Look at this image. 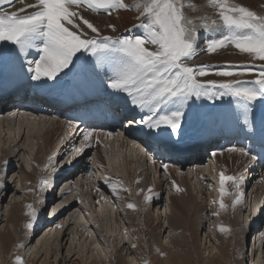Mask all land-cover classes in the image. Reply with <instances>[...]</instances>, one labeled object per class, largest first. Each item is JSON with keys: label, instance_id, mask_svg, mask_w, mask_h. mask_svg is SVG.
Listing matches in <instances>:
<instances>
[{"label": "rangeland", "instance_id": "obj_1", "mask_svg": "<svg viewBox=\"0 0 264 264\" xmlns=\"http://www.w3.org/2000/svg\"><path fill=\"white\" fill-rule=\"evenodd\" d=\"M126 2H131V0H126ZM192 2L197 6V8L200 9V11L193 12L191 10L186 9L188 15L198 16V15H203L205 13L208 14L212 13V9L203 7L205 5L206 0H192ZM237 2L241 3L246 7H249L254 11L264 12V9H261L260 7L262 4H264V0H237ZM16 3H18V1L14 2V6L16 5ZM12 6L13 5H9V4L4 6L0 5V8L12 9L13 8ZM16 8H20V7L19 6L17 7L16 5ZM81 12L85 18L89 19L92 23H94L95 26H97L100 29L103 35L128 36V35L137 34L139 32V29L134 27V25L138 24V21L135 19L137 13L133 11L121 10L118 12H113L111 15H108L106 13H93L91 11H85V10H81ZM109 25H114L116 31L113 32L112 29L108 27ZM87 31L90 32V30ZM211 35H212L211 33H206L203 30L200 31L199 33L200 48L204 47L205 37ZM3 47H7L9 49L7 51H3L1 50V48ZM12 47L13 46L11 45L5 43L2 44V42H0V54L3 53V55L4 54L6 55V56L4 55L5 57H11L12 53L14 52L12 51ZM236 50L237 49L229 46L222 50L220 49L214 53H208L206 50L205 52L198 51V55H196L192 60L187 61V63L194 62L195 65L192 66H201V65L204 66V62L206 61L210 62V59L212 58L213 55L217 56L214 66L210 68L211 71L209 72V74L206 75L205 77H200V78L198 77V80L200 81L214 80V81L222 82L224 80L237 79V78L243 80L255 79L259 73L261 64H264V61L254 60L251 55L247 53H240L238 50L237 51ZM77 55L80 57V59L76 61V63L73 66H71L70 70H65V73H62L60 75L59 79H62L63 77L64 78L63 80L61 81L58 80L57 84L55 85H51L50 83L47 86L43 85L38 88H40L41 90L43 89L46 94L47 92L51 91V89L54 88L60 89L62 82H64L63 85L71 80L74 83V79L76 76L82 77L86 83L90 84L89 79L94 78L97 74L105 78V85H106V81L109 76V73H111L107 68V66L97 65L95 58H93L90 54L78 53ZM38 58L39 56L36 50H34L33 56L31 55L28 56V54H26L24 57V61L27 63H25L23 68L27 69L28 62ZM199 61L201 62L203 61V63L199 64ZM196 62H198V64ZM245 68H250L252 71L250 72L245 71L242 76L237 75L233 77H223L215 74L217 71L220 70H233V71L235 70L237 73H239ZM84 77H87V79H85ZM1 79L2 78H0V80ZM29 87H32L31 82H29L28 85L25 86L27 92L29 91L28 89ZM104 90L108 91L109 89H107V87L105 86ZM40 93L44 94L43 91H40ZM103 93L105 94V91H103ZM12 94H13L12 92L9 93V95ZM108 95L109 93L107 95L106 94L104 95L106 99L107 97L109 98H111V96L112 98L114 97V95L111 96ZM208 100L209 99L204 97H201L200 99L192 97L188 100L187 104L184 106V109L187 111V114L186 116H183L181 120V124L184 125L178 129V134L177 135L175 134L176 138L173 139V141L176 144H181L182 141L185 142L190 141L192 143L191 140H193L195 144L196 143L195 140L197 141L201 137L191 139V137H189L187 133L189 134L199 133V129L203 127L212 130H216V128H218V130H222L221 131L222 134L226 129L225 128L226 124L227 126L234 124L232 113L242 114V111H240L241 109L239 110L238 107H235L237 106L236 102L233 101L231 97L226 96L219 100L216 99H212L209 101ZM254 104L256 105H252L253 107L252 115L253 116L256 115L257 117L261 116L264 119V111L262 112L260 110V112H258V109L260 108L264 110V102L258 100L254 102ZM9 109L11 108H6V111H4V113L2 114V118H5L6 114L10 113L7 112V110ZM16 109H14V111L12 110L13 113L15 112L14 117L17 114L18 115L29 114L28 111H17ZM55 116L56 114H53L52 117L50 116L47 118H50L51 121H53L52 119L56 120L55 118H53ZM187 116L189 117L191 116L190 119L189 117L187 118ZM138 117H142V115L136 114L135 117H133L132 114H129L127 115V121L129 119L140 120L141 118ZM27 118H30V116L27 115ZM14 120H15V124L17 125L19 118ZM14 120L12 121V123H14ZM43 120L44 119H42V121ZM31 122L35 123L37 121L34 120ZM53 124L54 123L46 124L43 133H46L47 131L51 130L54 127ZM58 124L62 129L61 131L62 136L58 139V141L56 140V143L58 142L61 143V141H64L65 143V140L68 139V137L70 136V131H69L70 127L68 124H65L63 122L61 123L58 122ZM129 126L132 128V130H135L137 128L140 129V127H138V124H132ZM248 127L250 128L251 126H247V128ZM237 128L238 129L236 130L240 132L241 131L239 129L240 127ZM260 128L262 127L259 126L258 129ZM83 133L84 132H82L81 134L79 133L80 137L79 139H77V141L75 140L76 142L74 144L69 145L71 143L69 141V144L65 145L61 151H59L61 145L54 147L52 151L53 154L50 155L51 159H49L50 157L46 158V162L42 165L41 164L38 165L37 167H35V165H37L36 157L38 156L41 158L42 155L39 145H36V142L33 141L31 143V147H29V149H26V152L28 157H31V155L36 156L34 159L35 162L29 165L30 160L28 159L27 168L32 173H34L33 175H35L36 178L32 180L26 179L22 183L21 181H19V178L21 176L20 164L24 163L23 154L20 152V154L17 155L21 147L18 146L16 150L9 151L10 153L8 154V158L4 157V160H2L0 157V235H2L5 228H7L8 230L11 231V235L14 239V242L10 244L9 251L2 249L3 245H2V241L0 240V264H12V263L14 264V261L12 260H14L16 256L22 258L23 264H77V261L75 260L77 258L76 255L74 259H71L72 255L75 254L76 251L78 252L77 249L79 248L84 249V247L86 246V247H90L88 249L89 252L93 251L94 254L96 252L99 253L101 251L99 246L94 245L93 247L92 243L95 242L94 233H96L97 230H99V225H100L99 221L96 218L95 213L93 212L94 210L93 208H96L97 210L100 203H101L100 205L103 204L102 206L106 207L105 209L106 210L105 217L107 220L106 228L110 227L109 229H111V231L115 232L116 234L119 233L117 235V238L120 241H122V243L123 242L127 243L125 246V250L121 253L122 255L121 257H124V260L126 262L132 264L134 263L141 264V262L138 263L139 260L138 257L140 258L141 255L140 252L130 255L127 254L125 256L127 247L131 248L132 245H137L135 247L136 249L138 247H142V243H146L148 241L147 246H149L150 249L156 248L158 250L159 246H155V245L150 246V244H152L150 242H153L154 239L151 241V239L149 238V236H147V234L143 235L139 233L138 236V235H133L132 232L128 231L130 228L129 225H127L126 222L123 221L122 213L128 203H133L134 205H136L135 209H130L131 211H128V213L132 214V216L134 217L132 218L135 220L136 223L135 228H137L139 232L140 229H144L145 227L149 226V219H151V222H153V220H155V217L157 216L158 213L163 215V213H165L164 211H169V208L172 207V205H170V201L168 197L169 195L175 194V189L173 188L172 183H169L170 179L167 178L168 176L166 175L167 174L166 170L162 167V165H168V167H171L174 161H172L167 154L165 155L164 153H161V150L163 149L160 148L157 150L156 149L152 150L155 144V142H153L152 140H151L152 142L149 143L147 142L142 143V147L139 148L143 154V157H145L146 159L145 168L146 170H149L152 173V175L149 176L148 178L145 177L144 182L140 181L138 177L135 178L133 177L132 183L136 184L139 183L140 181V183L141 182L144 184L148 183L150 185L148 188H146V190H144L142 196H140V203L137 205L134 198V194L130 192V188H131L130 185L132 183L131 181L128 180L127 173L130 174L133 173L134 176H136L134 171L138 172L137 166H134L133 170H131L128 164L130 161H132L133 164L136 161H138V159L135 158L136 155L135 150L137 144L143 141V138L142 139L140 137L136 138L126 133H124L123 135L120 134L121 130H115L114 134L119 133L120 137H124L127 143L130 142V146L128 145V147L124 148V150L121 151V149H119L118 147L122 145L121 138H118V140H115L116 138L112 140V138L103 139L98 137L95 140H93L92 148L88 146L84 148L83 151L76 153L75 149L81 147L80 142L83 139L82 136ZM0 135H1L0 141H2L3 134H1V131H0ZM165 135L167 139H170V130L165 131ZM39 141L40 138L38 139L37 142ZM209 146L212 147L211 145ZM209 146H205L204 149L208 148ZM232 146H234V144ZM31 148L33 150H31ZM129 149L131 150L130 152ZM210 149L208 151H210ZM95 150H98L103 161L108 163L105 171L97 161ZM208 151L205 150L204 152H201L203 158L201 157L202 160H200V163L202 164V167H204V169H206V166L209 165L208 153H207ZM147 154H150V156H147ZM77 156H80V159L76 160ZM50 160H52L53 162L50 163L51 162ZM125 162L127 163V166L125 165ZM215 165H216L215 163L214 164L212 163L210 168L213 170ZM175 167L176 166H174V168ZM189 168L190 167L188 164V168H184V171H187ZM207 168L209 169V166ZM155 169H157L158 171L157 174H155L154 171ZM202 173H204L203 170ZM263 173L264 171L260 173V176H256L254 174V171L251 172V170H247L245 172V175H243L245 177L244 178L245 182L242 187L244 190V194L242 195V197L244 198L243 206L238 207L239 205L236 204L235 207H232L231 206L232 202H231L230 204H228V207L223 210L220 209L219 207L218 201L221 199L220 193L218 191L219 183L214 175H213L214 177L211 179L209 176H206V178H209L210 180L209 181L200 180L198 185L196 184V181L192 182V183L195 182L192 188L194 189L193 191H195L194 195L197 197V200L199 201V203H197L199 205L198 208L199 213L196 212L197 214L196 213L191 214V217L188 218V225L190 226L191 229L188 235H189V240L197 244L196 250H194V248L193 250H189L183 246H179L183 239V236L181 235L180 231H177L176 226L178 222H175L174 220H179V223L182 224L183 217L180 213L179 215H177V211L174 210L175 208H170L171 211L170 213L172 214L175 213L177 215V217L170 218V223H169L170 228L167 229L165 228V224L167 226L166 223L167 220H164L162 217V219L160 220V229L157 230L156 236L158 237L161 234L159 237L161 241H165V240L167 241L170 239V247H171L170 250L179 247L177 250V254L183 256L184 259H188L190 262L187 264H195L194 262L195 259H193L194 260L193 261L191 258L192 256H196V254H198V259L202 258L205 263H208L212 258V256L215 260H217L223 258L224 255L227 258L226 261L224 262L226 264H264V195L261 196V193L259 192L258 194H253L251 195L252 197L251 196L249 197L250 191L253 190L255 184L261 180L260 177L261 175H263ZM249 174H251V176ZM130 177H132V175H130ZM247 177L249 178L248 181H247ZM42 179H46L48 181L46 188L42 187L40 184V181ZM157 179L159 180L160 183L162 182L163 185H161L162 190L160 191L158 196H154L153 199L157 197L159 199V202L158 203L152 202L150 204V208L146 209L145 205H147L148 201L147 202L145 201V196H149L151 195V193H153L155 182ZM165 181L168 182L166 183ZM99 184L101 185L100 187ZM110 185H116L118 197L117 195H113V191ZM134 187L135 185L133 186V188ZM66 188H68L70 192L65 193L61 197V195L63 194L62 191ZM122 189H127V191H123ZM198 191H201V193ZM139 192L140 191L135 192L136 197L138 196ZM232 192L235 197V192L233 189ZM96 193H99L101 197L96 195ZM72 199H75L76 202H73ZM22 200H25L24 202H26L27 204L29 203L22 214L23 215L22 217H24V221H20L18 225H16L11 221L7 222L9 217L6 216L7 215L6 212L9 211V209L13 206V204L18 203ZM69 203L70 205H68ZM41 204H44V207L40 206ZM29 205H31V209L28 207ZM59 208L61 209L64 208L62 214H60L58 219L56 218V220H54L53 223H50L51 219H53L51 217V213L57 212ZM32 210H35L36 213L35 219H33L29 215V213ZM214 212H218L219 214L213 215ZM137 213L138 215H136ZM74 219H77L78 221L77 220L74 221ZM29 222H31V227L26 226L29 224ZM234 222H236L237 224L236 223L234 224ZM239 223L240 226H238ZM252 223H254V225H252ZM48 226H50L52 230L50 228H47ZM80 227H82V229H79ZM126 227H128V229ZM221 227L229 229V231L222 232L219 230ZM251 227L255 229L250 231L249 229ZM119 229L120 232L118 231ZM164 230L165 232L163 234ZM63 232H65L66 237L62 241L61 240L59 241L58 239L59 235L57 234L61 233L62 235ZM76 232L77 234H79V236L83 235V237L87 238V240L84 241V238L79 240L75 239ZM169 233H170V238L168 237ZM45 236L48 238V241L47 238L46 240H43L46 243L39 251L37 250L39 249V247L37 246L36 243L39 239L41 240L44 239ZM139 239L141 241H139ZM20 241H23L22 245H24V247H17V245L21 244ZM71 246L73 248L74 246H76V248H74L73 250ZM238 246L242 247V255L245 256L246 258H243L241 255H239V259H238V253H237ZM71 249L73 250V252ZM192 251H194V253ZM252 251L253 252L256 251L255 252L256 258L254 257L253 261L250 260L251 257L250 255ZM42 252L44 253L43 255H41ZM146 252L148 253V256H146L145 258L149 260L150 252L149 250ZM259 256L260 259L258 258ZM107 258L108 261L103 260V264H108L110 262H111L110 264H115L116 260L111 259V257L109 256H107ZM149 262L150 260L148 261V263Z\"/></svg>", "mask_w": 264, "mask_h": 264}, {"label": "snow or ice", "instance_id": "obj_2", "mask_svg": "<svg viewBox=\"0 0 264 264\" xmlns=\"http://www.w3.org/2000/svg\"><path fill=\"white\" fill-rule=\"evenodd\" d=\"M19 3L23 6L15 8L14 0H0V5H13L12 9L0 8V42L13 46L12 51L18 50L21 55L36 49L39 58L28 62L27 67L31 80H56L80 59L78 53L90 54L97 65H106L111 72L107 89L125 94L126 103L145 112L140 120L129 119L128 125L141 124L149 130L163 126L175 135L190 98L219 100L227 96L241 109L244 125L251 126L252 105L258 100L264 102V64L255 79L218 82L198 80L197 77H205L211 69L187 63L198 55V49L214 53L229 46L251 55L254 60L264 61V12L254 11L237 0H206L203 7L212 9V13L198 16L186 12V9L200 11L192 0H19ZM260 7L264 9V4ZM81 10L108 15L121 10L133 11L138 21L134 27L139 32L128 36L103 35ZM108 27L116 31L114 25ZM201 30L212 34L205 37L203 49L199 42ZM245 71L252 70L245 68L239 73L220 70L215 74L233 77L242 76ZM68 123L71 129L76 127L73 121ZM94 134V130L85 131L81 147L75 152L88 147ZM106 135L111 137L113 133ZM228 151L249 157V164L258 159L244 148L234 146ZM162 167L167 170L168 165ZM228 182L235 192L231 206L242 200L243 175H225L222 171L218 188L222 210L228 207L223 201L225 195H230L225 187ZM40 184L46 188L48 181L42 179ZM110 187L118 197L116 185ZM150 200L151 197L145 196L146 202ZM28 207L31 209V205ZM126 207L135 209L136 205L128 203ZM29 215L35 219V210ZM26 226L31 227V222ZM219 230L229 231L224 227ZM14 264H23L22 258L16 256Z\"/></svg>", "mask_w": 264, "mask_h": 264}, {"label": "bare ground", "instance_id": "obj_3", "mask_svg": "<svg viewBox=\"0 0 264 264\" xmlns=\"http://www.w3.org/2000/svg\"><path fill=\"white\" fill-rule=\"evenodd\" d=\"M15 1H18V3H16L17 7L23 6L19 3V0H14V2ZM29 2H33V0H29ZM5 5H8V4H5ZM16 5H15V8H16ZM29 11H31V10H29ZM203 48L204 47H201L200 49H203ZM8 49L9 48H7V47L1 48V50H3V51H7ZM34 50H36V49H30L28 52V56L29 55L33 56ZM198 51H200V50L198 49ZM4 55H3V53L0 54V78H2L0 80V131H1V134H3L2 135V141H0V145H1L0 146V157L2 160H4V157L8 158V154L10 153L9 151L16 150L18 148V146L21 147L20 151L17 153V155H18L21 152L23 154V160H24V163L20 164L21 176L19 178V181H21V183L23 181H25L26 179L32 180V179L36 178V176L33 175L34 173H32L27 168L28 167V164H27L28 159L30 160L29 165H31L32 163L35 162L34 159L36 156L31 155V157H28L27 152H26V149H29V147H31V143L33 141L36 142V145H39L41 155H42L41 158L38 156L36 157L37 165H35V167H37L40 164L41 165L44 164L46 162V158L50 157V155L53 154L52 151H53L54 147L61 145V148L59 149V151H61L65 145L69 144V141L71 142L69 145L74 144L77 141V139H79L80 134L82 132L86 131V130L82 129V127H80V128L75 127L74 129L70 128V130H69L70 136L68 137V139L65 140V143H64V141H61V143H59V142L56 143V140L58 141V139L62 136V134H61L62 129L60 128V125L58 124V122L59 123L63 122L65 124L69 125L68 122L70 120H68V121L62 120L63 115L60 113H56V116L53 117L56 120L52 119L53 121H51V119L47 118V117H50V116L52 117L54 114V111L46 112V113L42 114V113H37V112H33V111H28V109L26 107H25V109H27V110H21V109L18 110V108L16 109V106H18V104L21 105L24 103V100H26V96H28V94H30V92L32 93L31 97H33V98L35 97V95H41L43 97L47 96L48 98L52 99V98H54V96L60 94V95H63L65 98H67V100H69V101H73L72 97H74L73 96L74 94L76 95V94L81 93L83 95L85 94L86 96H88L89 94L94 92L97 96L104 97L105 94L107 95L109 93L108 96L114 95L113 98L111 96L112 99L107 97L109 104L112 105L115 109H117V111H119V108H122L123 116L125 117L126 120H127V115H129V114H132L133 117H135L136 114L142 115V116L145 115V112H141L139 109H134L130 105V103H126L125 94H115L110 89L108 91L104 90L105 86H106L105 85V78H103L99 74H97L94 78L89 79L90 84H92V85H90L89 83H86L82 77L76 76L74 79L75 84L72 82V80L68 81L64 85H63L64 82H62L60 89L54 88L45 94V91L43 89L41 90L38 87L43 86V85L47 86L50 83H51V85H55V84H57L58 80L61 81L64 78L63 77H62V79L58 78V79L53 80V81H48L45 79H42L41 81H33L30 78L31 74L27 71V69L23 68L25 63H27L24 61L25 55L19 54L18 50L14 51L12 53L11 57H5L6 55L5 56ZM8 58H10V59H8ZM216 58H217V56L213 55L212 58L210 59V62H208V61L204 62V66L206 65L210 69L212 66H214ZM86 59H88V58H86ZM196 63L198 64V62H196ZM201 63H203V61L202 62L199 61V64H201ZM188 64L190 66L195 65L194 62L188 63ZM70 68H71V66H70ZM110 75H111V73H109V76ZM84 76H85V74H84ZM84 78L87 79V77H84ZM197 79H198V77H197ZM29 82H31L32 87L28 88L29 89V91H28L29 93H28L25 86L28 85ZM11 88L16 89L18 91H12ZM8 89L11 90V92L13 93L12 95H15L16 97H19V98L21 97L22 99L20 101H17V102L14 101L12 104H10L11 103L10 98H12V95L8 94ZM40 91H43L44 94H41ZM103 91H105V94L103 93ZM70 96H72V97H70ZM253 105H256V104H253ZM191 107H193V106H191ZM235 107H237V106H235ZM6 108H11V109L7 110V112H10V113H7L8 115L6 114L5 118H2V114L4 113V111H6ZM14 109H16L17 111H28L29 114H27V115L30 116V118H27V115H20V114L19 115L17 114L14 117L15 112L14 113L12 112V110L14 111ZM69 109H70V104H68V103L67 104H61V105H59L57 112H59L60 110H62V112H65L67 110L69 111ZM239 110H237V111H239ZM260 110L262 112L264 111V110H262V108H260V109H258V112H260ZM191 112H192V109H191ZM184 113H185L184 116H186L187 111L185 109H184ZM258 114H260V113H258ZM188 117L189 116H187V118ZM190 117H189V119H190ZM232 117H233V123L234 124H231L230 126H227V124H226L225 125L226 129L224 130V132L222 134H221L222 130H218V128H216V130H212V129H208L206 127L200 128L199 133H194V134L187 133L189 135V137H191V139L201 137L197 141L195 140V142H196L195 144H194L193 140H191L192 143L190 141L189 142L182 141V143L179 145L174 144L173 139L176 138L175 136L177 134L176 135L171 134V130L166 128V127H163V126L160 129H152L151 131H149L145 125L138 124V127H140L141 130L138 128L135 130H132V129L127 127V129L123 128V130L120 133L123 135H124V133H126V134L132 135L133 137H136V138H139V137L141 139L143 138V141H141L139 144H137V147L135 150V152H136L135 158H137L138 161H136L134 164L132 163V161H130L128 164V166L131 168V170H133L134 166L138 167V172L134 171L136 176H134L133 173L132 174L127 173L128 174L127 175L128 180L131 181V183H132L133 177L134 178L138 177L140 179V181L144 182L145 177L148 178L149 176L152 175V173L149 170H146V168H145L146 159H145V157H143V154L139 148V147H142L143 142L149 143V142L153 141L156 143V145L154 144V148H152V150H154V149L157 150V149L161 148L165 152H168V151H170V153L173 152L174 155H176L178 153L177 151L179 150V148L182 149L183 147L184 148L186 147L185 149H188V147L191 145L193 146V148L194 147L197 148L196 154H198V155L195 154L196 156H192L188 159H186V157H179V159L175 158L176 161H175V164L173 163V165H172L173 167L172 166L168 167L166 170V173H167L166 175L168 176L167 178L170 179L169 183H172V186H173V184H175V186H176V187H173L175 189V194L169 195V197H168V199L170 201V205H172V207H170V208H175L174 210L177 211V215H179V213H180L183 217L182 224L179 223V220H174L175 222H178V224L176 226L177 231H180L181 235L183 236V239H182L179 246H183L189 250H193V248H194V250H196L197 244H195L191 240H189L188 234L190 233L191 229H190V226L188 225V218L191 217V214H195L196 212L199 213L198 212L199 205L197 204V203H199V201L197 200V197L194 195L195 191H193L194 189L192 188L194 186L195 182L194 183H192V182L196 181V184L198 185L200 180H203V181L208 180L209 181L211 178H213L215 176L217 178L218 183H219V174L222 171L225 173V175H237V174L245 175V172L247 170H251V172L254 171V174L256 176H260V173H262L264 171V165L262 167H259L257 161L249 164L248 163L249 157H244L238 152H229L228 151L229 148L234 147L232 145L235 142H236L235 147L238 146V147L243 148L242 144L245 143L246 140L249 141L248 143H254V142L250 141L252 139H258L256 141V144H258L257 147L260 148L261 143H264V140L261 142L259 140L260 137L258 134L259 133L258 125L260 127H262L261 130H264V119L261 116H258V117L256 115L250 116V120L252 123H251V127L247 128V126L244 125V123H243V115L241 113L240 114L232 113ZM17 118H19V120H18L17 125H16L14 119H17ZM138 118H141V117H138ZM42 119H44V120L42 121ZM13 120H14V123H12ZM34 120H36L37 122L32 123L31 121H34ZM126 120H125V123H127ZM193 120H195V119H193ZM48 123H54L53 124L54 127L51 130L47 131L46 133H43L44 128L46 127L45 125ZM183 125L184 124H181V127ZM237 127H240L239 129L240 130L242 129L241 130L242 132L239 133L236 130V129H238ZM168 130H170V139H167V137L165 135V131H168ZM103 131L104 130L98 131L97 133L94 134L95 136L93 137V139L89 145L90 148H92L93 140H95L98 137L103 138V139L112 138V140L115 138H116L115 140H118V138H121V144L122 145L118 146L119 149H121V151L124 150V148L128 147V145L130 146V142L127 143L126 140L124 139V137H120V135L117 136L116 134H114L115 131H113V130H109L106 132H103ZM109 132L113 133L114 135L111 137L107 136L106 134ZM77 134H79V135H77ZM39 138H40V141L37 142ZM241 141H243V143L240 144ZM4 142H6V143H4ZM169 142H170V144H169ZM219 142L222 143V147L220 148V150L216 151V148L218 146L216 144H219ZM258 142H260V144ZM213 144H214V146H213ZM209 145L212 146L210 151L207 152L209 165H207V166L205 165L206 169H204V167H202V164L200 163V160H202L201 157L203 158L202 154H200V153L203 152L202 150L204 149L205 146H209ZM253 148L254 147H248V146L244 147V149L250 150L251 153H253L257 156V150L254 152ZM213 149H215V150H213ZM31 150H33V149L31 148ZM130 151L131 150L129 149V152ZM95 152H96L95 155L97 157V161L99 162L100 166L105 171L108 163L103 161L98 150H95ZM213 153H215V155H213ZM147 156H150V154H147ZM112 157H113V155H112ZM78 159H80V156H77L76 160H78ZM187 160H189L191 162H186ZM219 160H221V161H219ZM50 161H51L50 163L53 162L52 160H50ZM212 163L216 164L215 167L213 168V170L210 168ZM188 164L190 167L188 169L189 171L188 170L184 171V168H188ZM125 165L127 166L126 162H125ZM174 166H176V167L174 168ZM208 166H209V169L207 168ZM245 166H247V167H245ZM154 167H155V165H154ZM202 170L204 171V173H202ZM154 171H155V174H157V172H158L157 169H155ZM27 172H29V173H27ZM130 175H132V177H130ZM249 175L251 176V174H249ZM206 176H209L210 179L206 178ZM260 178H261V180L258 181L255 184V187H253V190L250 191L249 197L253 194H258L259 192L261 193V196L264 195V173H263V175H261ZM248 179L249 178L247 177V181H248ZM140 181H139V183H136V184L132 183L130 185V187H131L130 192L134 194V198H135L137 205L140 203V196H142L144 190H146V188H148L150 186L148 183L144 184L142 182L140 183ZM165 182L167 183L168 181H165ZM243 184L241 185V188L243 187ZM134 185H135V187L133 188ZM161 185H163L162 182L160 183L159 180L157 179L155 182V187H154L153 193H151V195H149V197H151L152 201H148L147 205H145L146 209L150 208V204L152 202H156V203L159 202V199L157 197L155 199H153V197L158 196V194L162 190ZM100 186L101 185L99 184V187ZM225 187L227 189V192L230 193V195H225L223 198V201L226 205H228L232 202L234 194L232 192L230 182L226 183ZM176 188L181 189V191H177ZM138 191H140V192L138 193V196L136 197L135 192H138ZM67 192H70L69 189L68 188L64 189L62 191L63 194L61 195V197ZM198 192L201 193V191H198ZM243 194H244V190L242 188V195ZM96 195L100 196L99 193H96ZM177 196H179V197H177ZM100 197H98V198H100ZM72 200H73V202H76L75 199H72ZM24 201L25 200H22L18 203L14 202L15 204H13V206L9 209V211L6 212L7 213L6 216L9 217L7 222L11 221V222L15 223L16 225H18L20 221H24V217H22L23 216L22 214L25 211V208L27 207V205L29 204V203L27 204ZM100 204H99V207L97 208V210H96V208H93L94 209L93 212L95 213L96 218L99 221L100 225H99V230H97V232L94 233L95 242L92 243L93 244L92 246L93 247H94V245L99 246L101 251L99 253L96 252L94 254L93 251L89 252L88 249L90 247L85 246L86 248L84 247V249H82V248L77 249L78 252L76 251L75 254L72 255L71 259H74L75 255H76L77 258L75 260L77 261V264H103V260L108 261L107 256H109V257H111V259L116 260L115 264H132V263L126 262L124 260V257H121L122 256L121 253L125 250V246L127 243L126 242L122 243V241H120L117 238V235L119 233L116 234L115 232L111 231V229H109L110 227L106 228V226H107V224H106L107 220L105 217L106 216L105 215L106 214V210H105L106 207L102 206L103 204L102 205H100ZM237 204L239 205L238 207H242L244 204V198L242 197V200L240 202H238ZM68 205H70V203ZM40 206L44 207V204H41ZM170 208H169V211H164L165 213H163V215L158 213L157 216L155 217V220H153V222H151V219H149V226L145 227L144 229H140L139 232H138V229L135 228L136 223H135V220L133 219L134 217L132 216V214L128 213V211H131V210L127 207L124 208V211L122 213V217H123V221H125L126 224L129 225L130 229L128 231L132 232L133 235H138V236H139V233L143 234V235L147 234V236H149L151 241L154 239L153 242H150V243H152V244H150V246L151 245L159 246L158 250L156 248L150 249L149 246H147L148 241L146 243L141 242L142 247H138L136 249L133 247H131V248L127 247V250L125 252V256L127 254L130 255V254H136V253L140 252L141 255H140V258L138 257V259H139L138 263L141 262V264H187L190 262L188 259H184L183 256H181L180 254H177V250L179 247H176V249L170 250V248H171L170 247V239L167 241L166 240L161 241L159 239V237L161 235L160 231H159L160 235L158 237L156 236L157 230L160 229V220L162 219V217L164 220H167L166 221L167 226L165 224L166 229L170 228V225H169L170 218L177 217V215L175 213H173V214H175L176 216L173 215L172 213H170L171 212ZM63 210H64V208L63 209L59 208L57 212H52L51 217L53 219H51L50 223H53L54 220H56V218L58 219L60 214H62ZM122 210H123V208H122ZM250 214H251V212H250ZM259 214H261V213H259ZM136 215H138V213ZM261 218H262V216H261ZM77 219H74V221H76ZM235 223L236 222H234V224ZM237 223H238V221H237ZM252 225H254V223H252ZM238 226H240V223L238 224ZM47 228H50V226H48ZM126 228L128 229V227H126ZM79 229H82V227H80ZM254 229L251 227L249 230L251 231ZM118 231L120 232V229ZM164 232H165V230L163 231V234H164ZM57 235H59L58 236L59 241L60 240L62 241L66 237L65 232H63L62 235H61V233L57 234ZM225 236H227V235H225ZM49 237H51V236H49ZM168 237L170 238V233H169ZM46 238L47 237L45 236L44 239H42V240L39 239L37 241L36 244L39 247V249H37V250L40 251V249H42V247L46 243L43 240H46ZM82 238H84L83 235L79 236V234H77V232L75 233V239L79 240ZM161 239H162V237H161ZM0 240L2 241V245H3L2 249L9 251L10 244L14 242V239L11 235V231L8 230L7 228H5L3 234L0 235ZM85 240H87V238H84V241ZM23 241H20V243L23 244ZM47 241H48V238H47ZM139 241H141V240L139 239ZM86 242H84V243H86ZM88 242H89V240H88ZM138 243H140V242H138ZM138 246H141V245H138ZM74 248H76V246H74ZM74 248L72 247L73 250H74ZM139 249H141V250H139ZM237 249H238V252H237L238 253V259H239V255H241L243 258H246L245 256L242 255V247L238 246ZM73 250H72V252H73ZM148 250L150 252V255H149L150 256V258H149L150 262L149 263H148L149 260L147 258H145L146 256H148V253L146 252ZM182 250H181V252H182ZM18 251H19V248H18ZM192 252L194 253V251H192ZM255 252L256 251L251 252V255H250L251 261L254 260V257L256 258ZM44 253H45V251H44ZM44 253L42 252L41 255H43ZM258 258L260 259V256ZM143 259H144V261H143ZM191 259L192 260L195 259V261L193 260L195 262V264H226L224 262L226 261L227 258L223 255V258L215 260L212 256L210 261L208 263H205L202 258L198 259V254H196V256H192ZM12 261H14V260H12ZM109 261H111V260H109ZM134 262H135V259H134ZM145 262H147V263H145ZM110 263H108V264H110Z\"/></svg>", "mask_w": 264, "mask_h": 264}]
</instances>
